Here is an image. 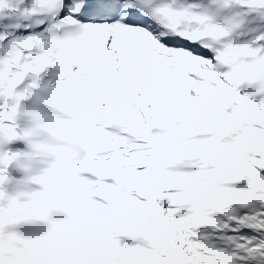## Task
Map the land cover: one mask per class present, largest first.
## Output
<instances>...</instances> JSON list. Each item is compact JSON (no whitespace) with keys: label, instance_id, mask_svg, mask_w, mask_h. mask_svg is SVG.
I'll return each instance as SVG.
<instances>
[{"label":"snow or ice","instance_id":"6c2138e0","mask_svg":"<svg viewBox=\"0 0 264 264\" xmlns=\"http://www.w3.org/2000/svg\"><path fill=\"white\" fill-rule=\"evenodd\" d=\"M0 264H264V0H0Z\"/></svg>","mask_w":264,"mask_h":264}]
</instances>
